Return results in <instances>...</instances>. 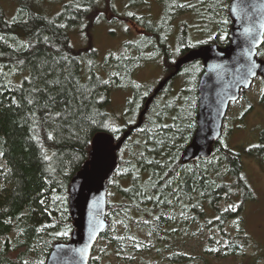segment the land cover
Masks as SVG:
<instances>
[{
  "label": "trees",
  "instance_id": "trees-1",
  "mask_svg": "<svg viewBox=\"0 0 264 264\" xmlns=\"http://www.w3.org/2000/svg\"><path fill=\"white\" fill-rule=\"evenodd\" d=\"M157 1L158 19L147 0H0V264H44L55 242H67L69 185L88 161L93 137L105 132L118 140L189 49L228 43L231 0ZM102 8L111 11L110 23L141 30L126 26L132 38L104 56L90 43L76 48L69 37L103 22ZM263 44L257 57L264 58ZM149 63L165 71L154 85L135 79ZM202 71L200 60L182 65L115 152L109 224L88 264H206L207 257L243 254L248 238L241 216L253 192L240 154L225 140L228 115L211 155L183 161L196 130ZM114 91L131 92L119 114L110 110ZM230 204L238 210L225 211ZM232 220L234 236L225 232Z\"/></svg>",
  "mask_w": 264,
  "mask_h": 264
},
{
  "label": "water",
  "instance_id": "water-1",
  "mask_svg": "<svg viewBox=\"0 0 264 264\" xmlns=\"http://www.w3.org/2000/svg\"><path fill=\"white\" fill-rule=\"evenodd\" d=\"M231 26L225 46L203 44L189 49L174 62V70L165 76L144 102L137 121L114 141L105 132L97 133L91 143L88 161L71 179L68 208L73 231L67 242H55L44 264H88L92 248L109 224L107 219V181L117 163L115 152L141 125L153 97L186 63L200 60L202 74L197 84L198 111L196 130L183 153V161L208 158L211 146L222 133L223 121L230 103L247 90L254 78L264 77V59L257 50L264 41V0H231L228 4ZM255 65V75L247 72ZM103 143L106 154L101 156L97 146Z\"/></svg>",
  "mask_w": 264,
  "mask_h": 264
},
{
  "label": "rangeland",
  "instance_id": "rangeland-1",
  "mask_svg": "<svg viewBox=\"0 0 264 264\" xmlns=\"http://www.w3.org/2000/svg\"><path fill=\"white\" fill-rule=\"evenodd\" d=\"M121 1L123 0H117L116 3L119 5ZM2 3L6 10L7 8L10 9V5L6 1ZM147 3L149 14L152 18L158 19L161 13L158 1L147 0ZM113 5H116L115 2ZM48 7L49 3L44 6L46 10ZM120 10H117V13ZM102 12L105 15L103 22L90 26L82 33L78 29L71 32L69 37L76 48L84 47L85 42L90 43L100 56H104L109 53H116L123 42L132 38L133 35L126 30V26L136 33L141 32L140 29L130 23L125 24L122 21L110 23L111 11L108 8H102ZM164 72L160 64L149 63L135 73V79L142 84L154 85L165 76ZM262 92H264V81L262 77H257L250 88L245 91L244 96L239 98L230 109L228 108L226 113L228 115L225 130L226 143L240 154L243 170L253 192V198L246 201L241 216L248 241L243 248V254L218 259L207 257L206 264H264V155L259 153L257 149H253L251 154L247 153L251 144L260 142V133L264 130V98L261 97ZM130 95V91H114L111 94L112 106H110V110L119 114L124 108L125 99ZM249 103L252 104V108L245 111ZM233 226V220L225 226V232L230 236L235 235ZM206 233L209 231L206 230ZM189 242L194 244V241L190 240Z\"/></svg>",
  "mask_w": 264,
  "mask_h": 264
},
{
  "label": "snow or ice",
  "instance_id": "snow-or-ice-1",
  "mask_svg": "<svg viewBox=\"0 0 264 264\" xmlns=\"http://www.w3.org/2000/svg\"><path fill=\"white\" fill-rule=\"evenodd\" d=\"M181 7H184V5H180ZM129 15H132V13H129ZM226 23V21H225ZM61 27H63V25H61ZM221 38H224V37H221ZM177 51H179V49H177ZM255 65H251L250 67H248L247 69V72L251 75H255V72L253 71ZM105 83H107V81H105ZM138 87V86H137ZM261 97L264 98V92L261 93ZM252 108V104L249 103L248 104V108L245 109V111H248ZM241 115H243V113H241ZM93 123H96V121H92ZM100 126L101 127H105V128H110V130L112 132H119L120 129L118 127H115V126H112L110 123H106L104 121H101L100 122ZM49 139H53V136L52 134L50 133L49 136H48ZM251 149H261V150H264V144H260V143H256V144H251L249 146V151H251ZM97 151L101 154V156L105 155L106 154V151H107V148L106 146L101 143L100 145L97 146ZM47 158V157H45ZM240 179L243 181L244 180V177L241 176ZM245 187H247V185H245ZM225 211H232V212H235L238 210V205L236 204H230L228 205L227 208L224 209ZM217 219H219V217H217ZM237 226H238V222H237ZM67 235V232L65 231L64 233H58V235ZM23 264H29L28 261H23ZM41 264H43V261H41Z\"/></svg>",
  "mask_w": 264,
  "mask_h": 264
},
{
  "label": "flooded vegetation",
  "instance_id": "flooded-vegetation-1",
  "mask_svg": "<svg viewBox=\"0 0 264 264\" xmlns=\"http://www.w3.org/2000/svg\"><path fill=\"white\" fill-rule=\"evenodd\" d=\"M257 77H262V76H261V75H258ZM257 77H256V78H257ZM256 78H255V79H256ZM263 78H264V77H263ZM255 79H254V80H255Z\"/></svg>",
  "mask_w": 264,
  "mask_h": 264
}]
</instances>
